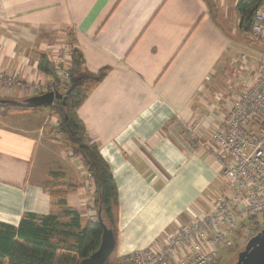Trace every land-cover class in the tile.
I'll return each instance as SVG.
<instances>
[{
  "label": "crops",
  "instance_id": "crops-1",
  "mask_svg": "<svg viewBox=\"0 0 264 264\" xmlns=\"http://www.w3.org/2000/svg\"><path fill=\"white\" fill-rule=\"evenodd\" d=\"M237 1L0 0L5 74L51 86L53 77L39 63L44 57L54 74L48 49L66 40L88 72H104L77 115L117 190V257L190 221L224 178L208 152L188 145L184 126H201L196 138L203 141V124L224 112L202 97L239 44ZM1 93L14 100L33 96L0 86ZM49 116V107L0 116V223L16 228L34 214L37 223L56 216L68 224V211L77 213L80 228L94 221L85 199L95 196L83 189L78 168L84 163L79 156V165L72 161L64 139L52 138L51 124L44 125ZM67 183L58 194L46 190Z\"/></svg>",
  "mask_w": 264,
  "mask_h": 264
},
{
  "label": "built area",
  "instance_id": "built-area-1",
  "mask_svg": "<svg viewBox=\"0 0 264 264\" xmlns=\"http://www.w3.org/2000/svg\"><path fill=\"white\" fill-rule=\"evenodd\" d=\"M248 30L264 46V0L254 11ZM48 54L57 86L21 82L18 76H8L2 70L0 86L7 92L17 90L33 96L63 91L71 66V43L66 40L49 47ZM231 76L233 88L241 90L216 122L209 127L203 124L205 139L196 138L201 126H184L188 145L208 152L230 183L231 193L167 235L160 248L120 255L117 264H214L218 252L232 244L231 237L241 222L259 215L260 228L264 229V64L250 66L247 56L241 54ZM84 179L94 186L86 171ZM90 189L94 193V188Z\"/></svg>",
  "mask_w": 264,
  "mask_h": 264
},
{
  "label": "trees",
  "instance_id": "trees-1",
  "mask_svg": "<svg viewBox=\"0 0 264 264\" xmlns=\"http://www.w3.org/2000/svg\"><path fill=\"white\" fill-rule=\"evenodd\" d=\"M261 2L262 0L237 1L236 10L240 14L241 31L248 30L254 11ZM49 65V62L41 57L40 70L51 75L52 86H57L56 75L53 74ZM103 76V71L97 74L88 72L80 52L71 44L68 82L61 92L64 103L62 100L54 101L49 111L57 118V126L52 132L58 133L64 139L72 150L73 157L79 156L82 159L86 172L92 177L95 187L94 203L97 210L100 209L105 224L113 231L116 246L117 190L107 164L102 159L97 146L89 141L85 127L77 115L78 107ZM7 99L9 98L0 97V116L37 109L12 105L6 102ZM59 186L61 188H51L50 193L58 194L57 189L65 191L71 185L67 183ZM67 214L72 215L68 224H61L56 216L42 217L37 223L34 214H27L16 228L0 223V264H80L98 248L102 228L98 222H88L84 228H80L77 213L68 211ZM57 226L67 230L60 232ZM61 233L63 241L73 239V242L64 247L55 243L54 236H60ZM115 246L103 264H117Z\"/></svg>",
  "mask_w": 264,
  "mask_h": 264
},
{
  "label": "rangeland",
  "instance_id": "rangeland-1",
  "mask_svg": "<svg viewBox=\"0 0 264 264\" xmlns=\"http://www.w3.org/2000/svg\"><path fill=\"white\" fill-rule=\"evenodd\" d=\"M234 29H236L235 26H234ZM235 32H236V34H238L237 29L235 30ZM239 38H240L239 44L235 48L230 50L229 55L227 56V60L225 62V67H224L223 71L221 72V75L218 78V81L215 82V84L213 85L214 87L213 86L211 87V88H213L212 91L210 92V94H208L206 96L204 94L205 97H202V99L204 100L205 103H207L208 105H211L214 108H217L218 110L220 109V106H223L224 112H225V109L227 107L226 104L228 102H230L231 100L235 99L237 97V94L241 90V87H239L237 89L236 86L234 88L232 86L234 82H233V77L231 76V72L234 68V62H235L236 58L239 55L243 54V55L247 56V63L250 66H256L259 63L264 64V46L261 45L260 40L252 37L249 33V30L241 31ZM0 95H2V93ZM227 98H228V101H227ZM37 108H43V107H37ZM43 110H45V109H43ZM43 112H45V111H43ZM224 112H222V113L220 112L219 116L217 118H211L209 124L211 125L214 122H216L220 118V116L223 115ZM44 122H45L44 123L45 126L51 124V131H49V132H51L52 138L60 139V135L55 136L54 135L55 132H52V130L55 129L57 126V118L55 119V116L51 115V117L49 116L47 118V120H45ZM72 161L75 164L79 165V162H77L76 158H73ZM78 168L82 171L81 177L83 178V186H82L83 189L85 190L86 193L93 196L94 193L91 192L92 190L90 188H95V187L90 186V184H88L87 181H85V179H84L86 169L83 168L82 165L81 166L79 165ZM212 188H215L216 190L211 189L209 191V193H206L204 195L205 196L204 199H202V201L200 202V205L197 208L201 214H204V211H208L214 205V202L216 199L223 198V197H225V195L227 196L228 194L231 193V190H232L230 187V183L224 178L221 179V177H219V179H217L216 182L214 184H212ZM46 190L51 192V188H47ZM50 197H51V195H50ZM51 198L55 199V197H51ZM94 200H95V198H94ZM85 204H87L86 205V207H87L86 212L92 213V216L94 218L93 222L94 223L98 222V218H97L98 217V215H97L98 210H97V207H96L94 201L91 202L88 198L87 200L85 199ZM91 205H93V207ZM199 212L192 214V216L190 218L193 219V217L200 214ZM61 215H63V214H60V218H63L64 215L63 216H61ZM100 216H101V214H100ZM190 221H185L182 223L186 224ZM104 224H105V222H104ZM241 225H243V227H241ZM57 227H59L58 229L60 230V232H61V230H67V229H64V227H60V226H57ZM240 227H241V229H240ZM240 227L237 228L238 230L236 231V233H233V236L231 237L232 244L230 246H228L227 248H222L218 252L217 259H216V262L214 264H234L236 262L237 254H238V252L243 250L244 245L247 242V240L251 236L255 235L259 230L262 229V228H260V216L257 215L256 218H252L251 220H244L243 222H241ZM174 231H172V232H174ZM172 232H170V233H172ZM170 233L162 235V237H160L158 242L156 241L154 244L148 246L147 248H144V250H156V249L160 248L163 244L164 238L167 235H169ZM54 238H56L55 243H57L58 245L63 246V247L73 242V239L63 241L62 233L60 236L55 235ZM140 250H143V248L132 250L128 253L136 252V251H140ZM128 253H126V254H128ZM122 255H125V254H122Z\"/></svg>",
  "mask_w": 264,
  "mask_h": 264
},
{
  "label": "water",
  "instance_id": "water-1",
  "mask_svg": "<svg viewBox=\"0 0 264 264\" xmlns=\"http://www.w3.org/2000/svg\"><path fill=\"white\" fill-rule=\"evenodd\" d=\"M62 100L63 94L60 92H45L40 95L31 96L23 100L7 99L6 102L27 108L50 107L54 101ZM98 223L102 228V234L98 248L88 257L83 259L80 264H103L110 256L115 246L113 231L107 227L101 216L100 209L97 211ZM234 264H264V229L259 230L251 236L244 245L243 250L238 252Z\"/></svg>",
  "mask_w": 264,
  "mask_h": 264
}]
</instances>
